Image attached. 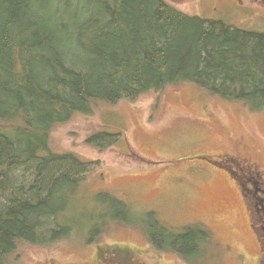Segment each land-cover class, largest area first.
Masks as SVG:
<instances>
[{
	"label": "trees",
	"instance_id": "16d2710c",
	"mask_svg": "<svg viewBox=\"0 0 264 264\" xmlns=\"http://www.w3.org/2000/svg\"><path fill=\"white\" fill-rule=\"evenodd\" d=\"M179 83L264 110V33L190 16L165 0H0V264L20 242L70 236L58 216L78 189L82 164L51 152L54 126L96 103L135 100ZM27 167L35 169L33 185L12 189L14 170ZM103 199L112 211L106 223L140 228L156 250L192 262L214 243L202 225L175 233L153 214ZM50 218L54 228L45 229ZM109 253L135 261L127 247Z\"/></svg>",
	"mask_w": 264,
	"mask_h": 264
},
{
	"label": "rangeland",
	"instance_id": "374dc122",
	"mask_svg": "<svg viewBox=\"0 0 264 264\" xmlns=\"http://www.w3.org/2000/svg\"><path fill=\"white\" fill-rule=\"evenodd\" d=\"M172 6L215 19L193 7ZM226 22L264 33V22ZM98 135L104 139L91 142ZM49 146L53 154L73 156L82 164L78 189L58 216L70 236L51 243L20 242L7 264H125L111 258L114 247L130 249L133 264H258L259 244L237 188V158L230 155L247 151L242 157H252L264 176V110L179 83L135 100L96 103L89 113L55 125ZM35 178L33 168L14 170L12 189L27 192ZM102 197L122 201L140 216L153 214L175 233L202 225L214 243L203 246L192 262L156 250L140 228L106 223L112 211ZM53 221L46 219L45 229L54 228ZM93 229L101 231L89 242Z\"/></svg>",
	"mask_w": 264,
	"mask_h": 264
},
{
	"label": "flooded vegetation",
	"instance_id": "af4514ba",
	"mask_svg": "<svg viewBox=\"0 0 264 264\" xmlns=\"http://www.w3.org/2000/svg\"><path fill=\"white\" fill-rule=\"evenodd\" d=\"M172 5L193 7L200 15L205 14L215 17L214 21L233 25L254 24L264 22V0H165ZM231 25V24H229ZM248 153L243 151L240 154ZM230 155L234 157L236 166L235 176L241 182L237 188L242 198L246 213L248 214L249 227L259 244L260 256L258 264H264L263 237H264V176L258 171V164L252 157ZM253 165V166H252Z\"/></svg>",
	"mask_w": 264,
	"mask_h": 264
}]
</instances>
